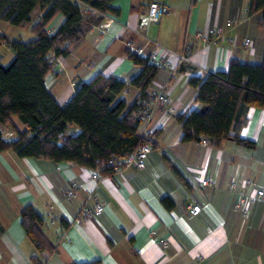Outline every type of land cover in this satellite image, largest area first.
<instances>
[{"label": "crops", "instance_id": "obj_1", "mask_svg": "<svg viewBox=\"0 0 264 264\" xmlns=\"http://www.w3.org/2000/svg\"><path fill=\"white\" fill-rule=\"evenodd\" d=\"M150 1L114 0L119 14L107 13L68 55L53 59L61 70L45 76L48 89L65 103L75 91L73 81H89L97 73L129 82L141 68L128 55L131 45L146 44L164 56L172 68L159 67L147 93H167L173 112L157 105L152 119L141 123V134L153 144L145 167L130 166L95 179L91 167L73 161L0 151V264H37L33 257L44 264H264V194L249 204L246 215L233 209L246 179H255L264 190V108L249 106L246 111L241 135L252 140V146L231 139L218 145L181 141L178 120V115L201 107L191 75L226 70L233 58L262 60L260 12L250 11V0H158L168 5V12L139 34L135 29L145 21ZM41 13L35 8L31 22L20 26L17 36L5 32L8 21L0 18V32L33 39L32 27ZM64 18L58 13L47 29L54 31ZM227 20L233 24L227 26ZM213 26L224 27V35L195 37L198 30ZM245 37L251 38L250 45L244 44ZM5 47L9 62L14 52ZM183 53L187 61L179 60ZM139 91L129 84L120 95L130 104ZM24 129L16 115L2 126L6 140ZM204 178L212 183L202 184ZM73 183L75 195L68 196ZM164 196L172 199L171 207L163 203ZM94 200L103 210L78 220L81 207H92ZM196 203L201 209L194 214L191 207ZM28 204L42 214V230L53 251L37 249L27 236L21 210Z\"/></svg>", "mask_w": 264, "mask_h": 264}, {"label": "trees", "instance_id": "obj_2", "mask_svg": "<svg viewBox=\"0 0 264 264\" xmlns=\"http://www.w3.org/2000/svg\"><path fill=\"white\" fill-rule=\"evenodd\" d=\"M113 1L0 0V18L13 25H28L35 8L42 12L32 27L36 34L33 39L10 38L0 32V47L6 44L14 52L6 64L0 54V151L12 149L19 156L73 161L97 168L102 161L122 159L139 145L150 143L140 132V110L147 107V89L159 67L146 57L128 50L129 57L141 67L129 82L97 73L89 81L76 82L74 93L65 103H60L45 84L54 58L68 55L107 13L119 14ZM86 7L95 12L86 11ZM249 9L260 12L257 22L264 29V0H250ZM58 13L65 18L50 32L47 26ZM189 82L197 88L196 100L201 107L178 115L181 141L206 138L218 145L231 139L247 146L254 144L241 135V129L247 122L249 106L264 108V52L260 62L233 58L226 70L205 76L193 74ZM129 84L140 89L130 104L120 95ZM13 115L19 117L25 129L6 140L2 126L12 123ZM102 171L115 172L113 165L104 166ZM162 201L167 207L173 205L168 196ZM21 220L37 249L54 250L42 230L44 218L33 205L22 208ZM74 264H99V260Z\"/></svg>", "mask_w": 264, "mask_h": 264}, {"label": "built area", "instance_id": "obj_3", "mask_svg": "<svg viewBox=\"0 0 264 264\" xmlns=\"http://www.w3.org/2000/svg\"><path fill=\"white\" fill-rule=\"evenodd\" d=\"M168 5L158 1L152 0L149 2L147 11L145 13V21L140 22L135 31L139 34H143L146 30V27L149 23L158 22L161 17L168 12ZM86 11L95 12V9L92 7H86ZM233 24L232 20H227L226 25L230 26ZM225 33V28L222 26H213L209 27L206 30H198L195 34L197 39L207 40L209 37H221ZM252 42L250 37L244 38V44L250 45ZM130 51L138 54L139 56L146 57L148 61L154 64L157 67H167L172 68L171 63L164 57L159 56L155 51L149 50L148 46L141 45V46H134L131 45ZM180 61H187L188 56L186 54H178ZM53 69L56 71L61 70V66L58 62L53 66ZM73 85L76 82H72ZM171 99L169 98L168 94L163 91H156L154 92L148 102L147 107L145 109L140 110V117L142 120L149 122L153 116V109L157 105H162L164 107L165 113H172L173 109L170 107ZM203 142H208L206 138L201 139ZM152 145L149 142L139 145L133 152L128 154L122 159H110L101 162V166L97 168H92V176L95 179H99L103 177L106 173L102 171L104 166L113 165L115 172H121L124 168L135 166L137 168H143L146 165L147 157ZM202 184H211L210 178L202 179ZM77 187V183H73L72 186L66 191L68 196L75 195V188ZM264 194V190L259 188L257 185V181L252 178H248L245 180L243 186L239 189L237 198L233 205V209L235 211H240L243 214H247L249 212V204L256 200L261 199ZM92 198V195L89 196ZM103 205L99 201L94 200L92 207L88 205H83L80 209L79 216L77 217L78 220L81 219H88L93 217L95 214L100 213L103 210ZM201 205L196 203L193 204L191 207V212L196 214L200 211ZM66 238L69 239V236L66 235ZM164 245L167 244V241L163 242ZM189 264H198L196 261H193Z\"/></svg>", "mask_w": 264, "mask_h": 264}, {"label": "rangeland", "instance_id": "obj_4", "mask_svg": "<svg viewBox=\"0 0 264 264\" xmlns=\"http://www.w3.org/2000/svg\"><path fill=\"white\" fill-rule=\"evenodd\" d=\"M5 25H6L5 32H7L8 34L14 35V36H17V34H19L22 31V29H23L22 27L17 26V25H13V24H11L9 22H5ZM49 31L52 32L53 30H49ZM6 51L7 50H6L5 44H2V46H1L2 55L1 56H2L3 62L5 64L8 62V56L7 55L9 54V53L7 54ZM56 62H58V61L57 60L54 61L53 66L56 64Z\"/></svg>", "mask_w": 264, "mask_h": 264}]
</instances>
